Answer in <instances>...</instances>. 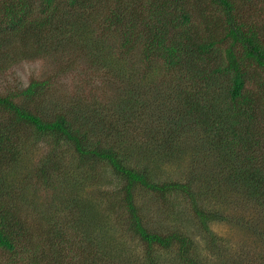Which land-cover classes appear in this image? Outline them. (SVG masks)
<instances>
[{"label":"trees","instance_id":"trees-1","mask_svg":"<svg viewBox=\"0 0 264 264\" xmlns=\"http://www.w3.org/2000/svg\"><path fill=\"white\" fill-rule=\"evenodd\" d=\"M58 1L0 0V60L7 55L4 45L18 33L64 36L69 29L79 41L89 36L87 22L95 20L100 0ZM63 6L76 13L74 19L61 18ZM104 7L109 33L86 48L107 87H117L114 96L103 92L100 101H69L52 114L42 106L31 109L46 81L0 96V250L23 257L31 253L23 264H40V255L48 251L54 256L47 264H264V83L249 73L251 66L264 71V38L240 22L236 0H115ZM212 7L223 13L224 25L219 18L212 23L217 16ZM37 10L44 18L27 20ZM111 27L121 35L117 56L102 41L113 34ZM157 64L169 78L158 81ZM252 79L256 88L249 89ZM21 97L19 104L15 100ZM24 136L49 144L36 168H27L30 176L23 175L21 165L29 149ZM187 144L193 154L188 177L158 180L151 165L184 157ZM61 146L73 150V168ZM84 168L91 178L102 179L95 176L99 168L116 177L120 186L108 209L118 207L121 237L140 244L142 260H124L125 243H105L104 231L94 232L98 208L74 189L75 175ZM33 180L57 191L55 211L40 216L29 205L25 194ZM138 191L151 195L156 207L183 198L215 262L202 256L188 231L157 222L158 209L139 205ZM248 208L256 218L246 216ZM213 223L246 231L261 251L223 248ZM69 229H79L71 232L81 238L78 245Z\"/></svg>","mask_w":264,"mask_h":264},{"label":"rangeland","instance_id":"rangeland-1","mask_svg":"<svg viewBox=\"0 0 264 264\" xmlns=\"http://www.w3.org/2000/svg\"><path fill=\"white\" fill-rule=\"evenodd\" d=\"M64 1L65 0H59L58 3L63 4L61 2ZM113 2H115V0H100V3L103 5L99 8L98 14L94 15L95 20L92 22L87 19L89 42L87 40L88 37H85L83 41H79L78 38L75 39L76 37L71 34L69 29L64 33V36L42 31V34L36 37H28L26 34L20 33L12 37L10 43L4 45V49L8 50L7 55L4 56L3 60H0V96L17 94L27 89V87L35 81H46L48 85L43 89L42 96L31 104V109H34L35 106L41 109L42 106L49 114H52L51 111L54 110L55 107L57 112L61 109L63 110V108L69 104V101L81 99L83 102L89 103L88 101L94 100V98L100 101L105 97L103 92L106 93L108 98L112 95L114 96V90L117 87H107V84H105L106 78L102 74L103 72L97 70L98 65L91 61L86 48L89 46L88 43L92 45L102 34L109 33V30H107L108 23L103 21L108 13V10L104 6H111ZM236 3L237 17L240 22L244 23L246 28L250 27L255 29L259 35L264 38V0H236ZM211 9L215 11L217 15L211 20L212 23L219 18L220 23L224 25L225 17L223 13L220 12V9L216 7H212ZM62 11H64V13L61 18L64 21H68V19L72 20L76 16V13L68 6L67 8L63 6ZM40 18L43 19L44 15L38 10L36 12H31L27 16V20L29 21L39 20ZM46 28L49 30L48 26H46ZM137 28L138 30L142 28L140 23H138ZM111 29L113 30V34L107 38L104 36L102 41L110 47L109 52L112 49L117 56L118 52L121 50L119 48L121 35L115 27H111ZM80 42H83V44ZM161 66V64L154 65V68H159L157 77L160 82L163 81V77L169 78V75ZM249 73L254 75L258 82L264 83V71H255L254 66H251L249 68ZM248 88H256L253 79L249 82ZM15 101L21 104L23 98H18ZM260 126L263 127L264 133V120L260 123ZM24 140L29 146V149L26 153L25 161L22 162L21 165H23L22 170L25 171L23 175L30 176V171L28 169L34 170L40 161L47 155L49 144L42 140L34 143L33 138L27 140L25 136ZM187 145L189 151L184 157L182 156V158L176 159L173 162H165L163 164L158 161V166L157 163L151 165L158 180L182 181L188 177L191 169L190 166L192 165L193 154L190 152L192 149L191 145ZM61 149L64 151L67 164L69 166L71 165L73 168L75 165L73 150L67 146H61ZM203 167L206 170L210 168L205 165V163H203ZM84 171H87V169L84 168V170H79V172H81L80 175L76 173L75 176L78 179V183L75 184L74 189L79 191L81 198L91 201L98 208L99 221L97 220L95 222L97 225H93L95 229L94 232L104 231V234L107 235L105 243L108 241L111 242L112 240L115 244L117 242L125 243L127 254L124 260L127 256H130L133 260L139 258L142 260L144 255L140 244L136 241H132L128 237H124L123 239L121 237L120 227L116 225L118 207H114V211H109L108 209V205L110 206L111 204V200L109 199L110 195L118 193L117 191L119 190L120 185L116 177L108 170L102 168L97 169V172H95V176L101 177V180L97 177L91 178L92 174L88 172V174H86ZM61 180L62 176L60 177V181ZM55 192L57 191L42 186L40 183H36V180H33L31 188L27 190L25 197L28 199V202L31 203L29 205L37 207L41 216L43 211H55V208L59 207V205L53 201V194H55ZM137 194L139 195V205L151 209H158V213L156 214L157 222L164 226L176 225L188 231L199 244L201 251L203 250L202 256H205V259L208 258L210 262L214 261V259H210L209 253L205 250V243L202 240V235L197 231L195 223L191 219V215L188 211V206L183 198L172 200L168 205H159L160 207H156L155 199L152 200L151 195L143 191H138ZM118 198L120 199V196H118ZM28 207L31 208V206ZM218 207L223 208L225 206L222 203ZM231 208L232 205H230L229 209L231 210ZM38 214L39 213H37V215ZM245 214L251 219L256 218V213L251 208H248ZM108 215H110V217H107ZM40 216L38 220H40ZM63 221H65V218H63ZM100 221H103L104 225H101ZM41 222H43V224L45 223L44 221ZM72 226L77 228L73 222ZM210 227L218 238L219 244L230 252L243 253L245 250L247 253H249V251L259 253V251H261V246L258 242L246 231L236 226L225 223H213ZM73 231L79 232V229H69L67 234L78 245L81 242V238L72 234L71 232ZM35 251V253L39 252L37 249ZM29 255L32 254L29 253ZM53 256L54 253L52 251L42 253L40 255V264H47ZM25 257L20 255V253L10 255L0 250V264H9V262L12 264H23V259ZM130 257L128 260H130Z\"/></svg>","mask_w":264,"mask_h":264}]
</instances>
